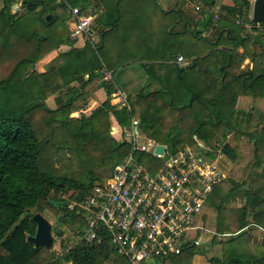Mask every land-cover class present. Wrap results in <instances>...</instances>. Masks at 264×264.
<instances>
[{"label": "trees", "instance_id": "obj_1", "mask_svg": "<svg viewBox=\"0 0 264 264\" xmlns=\"http://www.w3.org/2000/svg\"><path fill=\"white\" fill-rule=\"evenodd\" d=\"M19 1L20 11L13 12ZM51 1L2 0L0 8V264H54L52 248L37 247L28 240L36 233L33 216L37 213L44 215L52 209L61 222L73 223V231L82 233L87 219L69 209L70 201L80 190L89 193L96 183L106 181L131 150L128 142L112 135V115L124 128L138 115L144 133L167 145L169 152L192 143L193 134L202 126L223 137L232 134L235 144L227 141L223 152L234 168L241 169V133L233 121L238 101L241 95L264 98V33L253 32L264 23L252 19V0H232V5L222 6L225 14L221 16L211 11L217 0H198L200 10L163 8L159 0H68L83 10L90 3L99 4L108 17L98 22V28L105 26L97 31L99 41L87 39L82 48H74L67 24L70 8L58 0L51 5ZM31 14H37L38 23ZM239 19L251 24L253 31ZM65 45L70 48L52 60L45 72L37 69L40 60ZM107 47L112 50L109 59L105 57ZM239 48H244L241 58ZM180 55L188 60L181 72ZM246 58L254 62L252 69L239 70ZM132 63L141 65L146 81L119 109L111 103L121 89L117 76ZM105 71L111 72V79ZM96 79L105 100L89 115L71 118L72 112L85 108L87 87ZM75 82L80 89L72 90ZM62 92L57 106L46 102ZM246 136L253 147L252 163L264 165V129L259 136L253 132ZM66 172L69 178L60 174ZM249 174L246 178L243 173L244 179L239 180L230 177L232 188L226 198L242 191L241 195L264 204V197L252 198L245 192ZM258 174L264 179V167ZM252 186L248 188L264 193V186ZM52 201L59 202V207ZM206 210L201 223L208 227ZM222 210L226 233H231L235 214L239 216L234 224L239 227L237 232L250 223L245 206H223ZM252 212L264 232L260 221H264V207H253ZM56 233L64 235L61 230ZM240 242L233 240L237 248L223 260L211 257L209 264H264V252L245 254ZM197 252L205 254L196 248L179 257L193 258ZM59 258L67 264H106L110 260L116 264L120 259L130 264L116 254L108 238L103 244L66 246Z\"/></svg>", "mask_w": 264, "mask_h": 264}, {"label": "built area", "instance_id": "obj_2", "mask_svg": "<svg viewBox=\"0 0 264 264\" xmlns=\"http://www.w3.org/2000/svg\"><path fill=\"white\" fill-rule=\"evenodd\" d=\"M71 10L69 18L73 40L90 37L93 17L68 0H58ZM196 10L200 7L195 6ZM185 58L177 57L180 66ZM107 79L111 73L105 71ZM122 99L126 101V96ZM143 123L135 116L127 127L119 123L112 135L132 143L133 150L115 165L112 175L98 182L82 200L72 199L70 210L87 219V228L76 238L77 244L107 240L130 264H149V260L168 264L190 254L202 245L207 227L201 215L215 190L227 179L221 167L223 144H211L209 135L193 134L192 143L175 152L167 145L147 136ZM231 135V134H229ZM165 146L163 153L156 147ZM150 153L151 167L135 157L137 152ZM70 264V263H69Z\"/></svg>", "mask_w": 264, "mask_h": 264}, {"label": "rangeland", "instance_id": "obj_3", "mask_svg": "<svg viewBox=\"0 0 264 264\" xmlns=\"http://www.w3.org/2000/svg\"><path fill=\"white\" fill-rule=\"evenodd\" d=\"M176 1L175 3H173L172 1H170V4L168 5L169 9L171 8H178V7H183V8H195V6L201 5V3L198 0H194L193 2H191L190 0H174ZM52 4L51 5H56L55 1H51ZM253 1H251L252 3ZM232 5L233 1L232 0H217L216 5L214 6V8L211 10L215 16H217L216 14H219V16L225 14V12L223 10H221L223 5ZM2 1L0 0V7L2 6ZM99 5V4H98ZM21 7V2L19 1L18 3L14 4V6L12 7V10H14V12H19L20 10L18 8ZM86 11L88 13H90L93 16V24H92V29L94 31V33L89 37H85V40L92 38V40L94 42L99 41L100 36L97 33V31L99 29H97L98 26V22H100L101 18H103L104 20H108L107 15L105 14V12L103 11V9L101 8V6H97V9H94L93 6L91 5V3L88 5ZM33 16V14H31V17ZM101 17V18H100ZM251 17H252V13H251ZM98 21H97V20ZM238 22L243 25V26H247V28L249 29V32H252V28H251V24L246 23L245 21H243L242 19H239ZM68 26L70 27V22L68 21ZM104 26V25H103ZM254 33H264V26L259 25V29L257 31H253ZM216 33L215 32H211V35L213 37L216 38ZM80 46H77V48H79ZM66 49V48H65ZM63 47L61 49H58L57 52L60 53V51L65 50ZM112 50L110 48H106L105 50V57L109 59V52H111ZM244 52V48H239L238 49V54L240 55V58L242 57V54ZM59 53H56L55 55H49L48 57L43 58V60L41 62H39L37 64V69L39 71H45L47 66L50 64V62L52 60H54L55 58H58ZM105 58V59H106ZM185 58V57H184ZM240 58L238 60V62H240ZM187 60V58H185ZM60 61V59H59ZM58 61V62H59ZM188 61V60H187ZM187 61L184 62V64L187 63ZM254 64V62L252 61V59L250 58H246L239 66V70H246V69H252V65ZM131 69H126L122 72H120L118 74V81H119V86H120V90L114 94V97L111 101L112 104H115L117 108L122 109L125 107V105L127 104L126 101H124L122 99V95L121 92L124 96L129 97L130 95L135 94V92H137V89L132 88L131 86H133L132 81H127L126 79V74L128 75V71L132 70L131 74L132 77H140L144 78L145 75V71L143 68L140 67V64L138 63H132L131 64ZM96 81L94 80V83ZM72 86H74V89L72 90H77L80 89V83L79 82H75V84L73 83ZM97 89V88H96ZM125 90V91H124ZM131 93V94H130ZM64 95V92H62V94H58L56 95V97L54 95H52L51 97L46 99V102L51 105V106H57L58 102L55 101V98H61ZM254 100V99H253ZM102 99H100L99 97L95 98V101L91 104H86L85 108L83 110H79V111H75L72 112L70 114L71 118L74 117H79L82 113L89 115L92 110H94L98 105H100L102 103ZM248 101V98L245 100L244 99V103ZM257 102V101H256ZM260 106V105H259ZM264 108V105L261 106ZM262 112L264 113V111L262 110ZM174 117L175 114L173 113ZM136 118L140 119V117L137 115L135 116ZM111 120H112V128L114 126L117 125V120L114 118V116H111ZM165 122V121H164ZM144 125V124H143ZM145 126V125H144ZM239 133H241L240 137H239V142H240V146L242 148V152H241V160H242V168H233L231 172H229L227 179L225 180V182H223L224 186L220 189H218L213 196L211 197V200L209 201V205H211V209L210 210H206V212H204L203 215H205L206 213L210 216V223L207 227L208 232L202 235V245L197 247L198 250H202L204 249L205 254L200 255V253H195L193 255V258H186V257H177L175 258L173 261L172 260H168V264H209L208 262H210L211 257L215 256L220 258L221 260L224 259L225 255L227 253H231L233 250L237 248V246H233L232 242L233 240H242L245 239L246 236H243V234L245 232H237L239 230V227H236L235 225H237V220L239 218L238 214H235L233 217V227L230 228V234L228 235L225 231H224V224L225 221L223 219V215H222V208L223 206L229 207V206H234V207H239V208H243V204L245 202V198L246 196L241 195V193H243L241 191V193H238L237 196L235 197H230V198H226V196L228 195V193L230 191L227 190H231L232 188V184L230 185L229 181H230V177L233 176L234 179L238 180L240 178L244 179V175H242L243 173H245V176L247 178L248 173L250 172L247 181L245 182L244 186L246 188V194H251V195H255L257 196L259 199H261L262 197H264V193L262 192H255L254 190L251 189V187H249L251 190L249 191L248 186H252V187H258L262 181V178L259 176L258 173H261L263 170L264 165H259V166H255L254 163H252V156H253V147L252 144L249 140V137L246 136V134L250 131H245L242 129H237ZM112 131V129H111ZM201 134H207L209 135L207 138L210 140L209 142L211 144L214 143H219V144H223L224 141H228L230 143L233 142V144H235V140L231 135L228 134V137H223L220 135V133H217L215 131H213V134H210V130L207 129L206 127L203 128L202 130L199 131ZM252 133V131H251ZM115 139L117 141H121L122 138L120 137V135L115 136ZM233 138V140H232ZM131 150L127 154H130L133 150V145L132 143H129ZM146 153V154H144ZM149 154V155H148ZM225 156V154H224ZM135 157L137 159H139L143 164H146L148 167H151L153 165V162L150 159V153L147 152H137ZM246 162H248V164H246ZM249 162L250 163V167H249ZM241 163V162H240ZM243 171V172H242ZM62 175H66L68 178L70 177V173L66 172V173H60ZM245 178V179H246ZM227 184V185H225ZM252 184V185H251ZM253 191V192H252ZM225 192L226 196H225ZM226 198V201L224 202L223 200ZM223 199L221 202L220 200ZM220 202V203H219ZM218 204V205H217ZM222 204V205H221ZM221 205V206H220ZM59 214H56L52 209L47 211L44 216L46 218L49 219V221L52 224V234L54 236V244L52 247V252L55 256V258H52L50 261L51 263L54 264H67L65 263V261H63V259H60L59 256L61 254V252L65 249L66 246H69L71 244L76 243V238L77 236L80 234V232H74L72 229V224L70 225H65L63 222H61L58 218ZM77 226L79 225V223L76 224ZM202 225V224H201ZM87 228V226H83L82 227V232L85 231ZM63 231L64 235L63 236H59L56 231ZM243 236V237H242ZM236 245V244H234ZM208 262H207V260ZM106 264H114L113 261H108ZM116 264H128L126 261L120 259L119 262H117ZM144 264V263H142ZM158 264H162L161 261H158Z\"/></svg>", "mask_w": 264, "mask_h": 264}, {"label": "crops", "instance_id": "obj_4", "mask_svg": "<svg viewBox=\"0 0 264 264\" xmlns=\"http://www.w3.org/2000/svg\"><path fill=\"white\" fill-rule=\"evenodd\" d=\"M2 1V0H1ZM170 1H172L173 3H175L176 1L174 0H159L160 2V5L163 6V8H169L168 5L170 4ZM94 9H97V6L99 5H93ZM1 8V7H0ZM20 10V8H18ZM14 12V10H12ZM34 19L37 17V14H33ZM93 17V16H92ZM36 20V19H35ZM37 22V20H36ZM38 23V22H37ZM93 24V22H92ZM102 26H100L98 28L97 26V29H101ZM105 28V26H104ZM98 30V32H99ZM104 30V29H103ZM102 30V31H103ZM101 31V32H102ZM94 33L93 29H92V34ZM100 33V32H99ZM91 34V35H92ZM85 38H80L76 41H74V48H77V46H80L79 48H82L84 45H85ZM91 41L92 38H91ZM66 48L65 50L63 51H66L70 48V46L68 45H65V46H61L59 49L61 48ZM58 49L52 51L51 53H49L47 56L45 57H48L49 55H55L56 53H59L57 52ZM62 51H60L59 55L61 54ZM58 55V56H59ZM44 57V58H45ZM43 60V59H42ZM42 60H40L39 62H41ZM186 60V59H185ZM187 61V60H186ZM38 62V63H39ZM178 64V62H177ZM185 65V64H184ZM183 65V66H184ZM178 66H180L178 64ZM131 65H128L126 68H124V70L126 69H131L130 68ZM141 67V65H140ZM142 68V67H141ZM123 70V71H124ZM133 70V69H132ZM132 70H129L127 73L128 75L126 74V79L127 81H132V84L133 86H131L132 88L134 89H137L139 90L141 88L142 85H144L145 81H146V76H144V78H141L140 80V77H132ZM46 71V70H45ZM45 71H41V72H45ZM111 73V72H110ZM112 76V74H111ZM96 82L94 83V81L92 83H90L87 87V89L89 90V94L87 96V100H88V103L87 104H91L95 101V98L96 97H99L100 99H102L103 101L105 100L106 98V94H105V91L104 89L101 87L100 85V82L98 79L95 80ZM97 88V89H96ZM125 91V90H124ZM136 93V92H135ZM122 94V92H121ZM131 94V93H130ZM56 97V95H54ZM51 97V96H50ZM53 97V96H52ZM248 98V101H246L244 103V99L246 100ZM250 96H246V95H241L240 98H239V101H238V105H237V111L234 115V118H233V121L235 122V127H236V130L237 129H242V130H245V131H252L255 135H261L263 129H264V116H262V110L264 111V108L261 107L264 105V98L262 97H258L256 99H254ZM59 98H55V101L58 102ZM102 101V102H103ZM257 101V102H256ZM260 105V106H259ZM99 106V105H98ZM97 106V107H98ZM264 114V113H263ZM118 124V122H117ZM205 128L204 126H202L201 129ZM210 134H213V131L210 130ZM221 167L225 170V172L227 173V176L229 174V172L232 171V169L234 168V164L232 162V160L227 156L225 155L222 160H221ZM227 185V184H225ZM261 186H264V179H262L261 183H260ZM224 186V184L222 183L216 190L215 192L222 188ZM227 191H231V190H227ZM214 192V193H215ZM253 192V191H252ZM213 193V194H214ZM226 193L225 192V196H226ZM230 193V192H229ZM228 193V194H229ZM213 196V195H212ZM228 196V195H227ZM226 196V197H227ZM250 196L253 198H258L257 196L255 195H251ZM259 199V198H258ZM211 200V198H210ZM209 200V201H210ZM223 199L220 200V202L222 201ZM219 202V203H220ZM218 205V204H217ZM243 206H245L246 208H248V220H249V224L248 226L243 230V232H245L243 234V236H246L245 239H242L241 240V248H242V252L245 253V254H256V255H259L260 253L264 252V232L262 231V225H259L257 223V218L254 216V213L252 212V208L255 207L257 209H260V207H264V204H260L258 202H254L253 200H250L248 198V195L247 197L245 198V202L243 204ZM211 205H209V202H208V206L207 208L210 210L211 209ZM206 218L207 220H209V216L206 215ZM261 222L264 223L263 220H260ZM228 235H231L230 233H227ZM242 236V237H243ZM204 251V249H202ZM200 255H203V254H200ZM207 260V259H206ZM208 262V260H207ZM209 263V262H208Z\"/></svg>", "mask_w": 264, "mask_h": 264}, {"label": "water", "instance_id": "obj_5", "mask_svg": "<svg viewBox=\"0 0 264 264\" xmlns=\"http://www.w3.org/2000/svg\"><path fill=\"white\" fill-rule=\"evenodd\" d=\"M252 19L257 23H264V0H252ZM51 18V15L47 16V20ZM104 29V26L99 30L101 32ZM184 69V66H179L178 70L181 72ZM165 151V146L159 145L156 147L157 153H163ZM85 195V191L80 190L77 193L76 198L82 200ZM52 203L59 207V202L52 201ZM67 203L65 202L64 205ZM33 220L37 224V230L35 235L28 237V240L33 243L35 246H44L48 249H51L54 244V236L52 234V224L51 222L41 213H37L33 216ZM149 264H155V260H149Z\"/></svg>", "mask_w": 264, "mask_h": 264}]
</instances>
